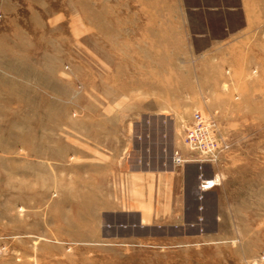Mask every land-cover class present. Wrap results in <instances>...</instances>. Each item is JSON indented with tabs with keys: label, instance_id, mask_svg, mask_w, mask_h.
<instances>
[{
	"label": "rangeland",
	"instance_id": "obj_1",
	"mask_svg": "<svg viewBox=\"0 0 264 264\" xmlns=\"http://www.w3.org/2000/svg\"><path fill=\"white\" fill-rule=\"evenodd\" d=\"M0 264H264V0H0Z\"/></svg>",
	"mask_w": 264,
	"mask_h": 264
},
{
	"label": "built area",
	"instance_id": "obj_2",
	"mask_svg": "<svg viewBox=\"0 0 264 264\" xmlns=\"http://www.w3.org/2000/svg\"><path fill=\"white\" fill-rule=\"evenodd\" d=\"M221 141L217 123L197 111L193 114L192 123L186 128L184 136V142L190 155L184 157L179 151H175L173 163L176 166L194 163L200 168L205 165H214L219 161L223 150Z\"/></svg>",
	"mask_w": 264,
	"mask_h": 264
},
{
	"label": "crops",
	"instance_id": "obj_3",
	"mask_svg": "<svg viewBox=\"0 0 264 264\" xmlns=\"http://www.w3.org/2000/svg\"><path fill=\"white\" fill-rule=\"evenodd\" d=\"M193 165H195V164H193ZM197 166V165H196ZM195 166V167H196ZM173 170V169H172ZM181 173H183L184 174V172L182 171ZM153 174H155L154 175V179H152V183H151V186H157V185H162V182H163V178H162V176H164V175H166V173H163V172H160V173H158V174H156V173H153ZM167 174H173V172H169V173H167ZM133 175L134 174H132V177H130V179H129V188L130 189H134V187H136V186H139V184H135V182H134V180H133ZM135 175H137L138 176V174H135ZM142 182V181H141ZM140 182V183H141ZM133 191V190H132ZM140 205H141V203H139ZM146 208V207H145ZM163 214H164V212H162ZM162 213L160 214V217L162 216ZM148 217H143L142 215H141V212H140V216H139V223H141V224H145V223H149L148 222ZM144 221V222H143Z\"/></svg>",
	"mask_w": 264,
	"mask_h": 264
},
{
	"label": "water",
	"instance_id": "obj_4",
	"mask_svg": "<svg viewBox=\"0 0 264 264\" xmlns=\"http://www.w3.org/2000/svg\"><path fill=\"white\" fill-rule=\"evenodd\" d=\"M198 169L200 170L201 168L198 166ZM199 210H202V208H200Z\"/></svg>",
	"mask_w": 264,
	"mask_h": 264
},
{
	"label": "bare ground",
	"instance_id": "obj_5",
	"mask_svg": "<svg viewBox=\"0 0 264 264\" xmlns=\"http://www.w3.org/2000/svg\"><path fill=\"white\" fill-rule=\"evenodd\" d=\"M203 184H205V186H207L209 183H203Z\"/></svg>",
	"mask_w": 264,
	"mask_h": 264
}]
</instances>
